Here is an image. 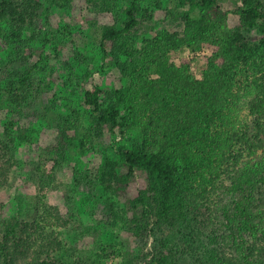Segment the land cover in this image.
<instances>
[{
	"label": "trees",
	"instance_id": "1",
	"mask_svg": "<svg viewBox=\"0 0 264 264\" xmlns=\"http://www.w3.org/2000/svg\"><path fill=\"white\" fill-rule=\"evenodd\" d=\"M72 1L48 0L49 7ZM153 1L129 0L119 13L121 0H89L92 12L113 15L101 26L103 63L97 72L115 69L120 81H128L111 87L96 79L85 83L84 110L73 108L76 116L58 127V154L66 157L75 148L140 129L130 146H116L118 159L106 151L97 170L109 224L127 236L120 249L123 264H180L186 255L191 264H264V0H230L233 9L225 0H173L183 29L158 30L141 43L138 38L154 17ZM42 6L40 0H0L5 62L23 52L25 58L39 56L23 70L13 69L5 85L0 83V97L6 95L17 107L28 98L51 32L37 29ZM42 38L43 44L35 45ZM185 47L208 51L202 54L201 76L193 72L196 57L176 61ZM13 127L11 123L5 131L9 151L15 141L28 137ZM10 160L0 155V189L8 181ZM51 185L42 182V196ZM212 208L220 228L207 233L202 224ZM45 218L62 222L59 210L47 203ZM14 224L6 225L0 241V264H20V254H25L18 248ZM183 225L196 237L188 246L177 238ZM22 230L23 245L39 244L33 261L22 264H47L42 253L62 246L55 231L41 243L42 232L37 237ZM150 239L154 244L149 248Z\"/></svg>",
	"mask_w": 264,
	"mask_h": 264
},
{
	"label": "rangeland",
	"instance_id": "2",
	"mask_svg": "<svg viewBox=\"0 0 264 264\" xmlns=\"http://www.w3.org/2000/svg\"><path fill=\"white\" fill-rule=\"evenodd\" d=\"M40 1L43 6L37 12V29H49L51 32L47 37L48 41H44V57L35 68L30 81L28 98L23 105L17 107L6 95L0 97V155L11 159L7 163L8 181L0 189V241L7 232L6 225L13 222L20 243L18 248L25 253L23 256L20 254V264L33 261L32 256L39 248L38 243L24 242L23 245L21 240L26 235L23 228L34 231L37 237L42 232L43 235L39 238L41 243L48 241L51 231H55L61 239L60 248L55 247L50 252L42 253L41 259L47 264H123L124 255L120 249L122 243L127 242V236L125 232L115 230L109 224L106 195L98 184L97 170L106 151L118 159L116 146L119 143L130 146L140 129H132L124 137L113 135L103 143L91 144L84 150L75 148L66 157L58 154L56 149V145L60 143V123L68 116H76L77 112L73 108L80 109L81 112L84 110L81 96L86 89V82L96 79L103 86L111 87L121 86L128 81H120V73L115 69L105 73L97 72L103 63L98 48L101 26L105 21L113 19V15L92 12V8H88L89 0H73L64 7L59 3L49 7L48 0ZM160 1L162 6L157 5V0L149 5L154 17L149 23L148 18L144 19L148 25H145V30L138 38L141 43L145 37L153 36L158 30L183 29V21L173 9L174 1ZM128 3L129 0H121L119 13H122L121 7ZM224 4L228 8H234L230 0H225ZM252 31L258 33L257 29ZM39 43L43 44V38L35 45H41ZM5 48V40L1 36L2 85L6 84L13 69L23 70L39 59L37 54L25 58L23 52L16 55L12 62H5L8 57ZM207 52H193L185 47L176 55V61L180 57H196L193 72L201 76L204 66L202 54ZM11 123L14 124L15 133L24 130L28 137L19 141L20 143L15 141L14 148L9 151L6 145L10 142L5 131L6 126ZM139 179L142 183L140 176ZM44 180L52 183L45 197L41 191ZM120 199L124 205V199ZM45 203L59 210L62 215L61 223L45 218ZM215 216V208L204 215L205 222L202 226L207 233L213 227L220 228V221ZM197 223L199 222H193L195 226L201 225ZM176 233L180 245L188 246L196 241L194 232L185 225ZM154 241L149 240V248ZM184 257L180 258V264L193 263L188 255Z\"/></svg>",
	"mask_w": 264,
	"mask_h": 264
}]
</instances>
